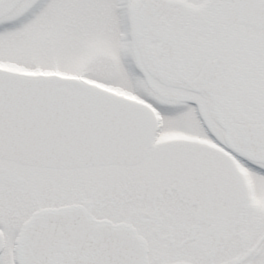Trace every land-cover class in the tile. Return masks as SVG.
Segmentation results:
<instances>
[{"label":"snow or ice","instance_id":"6c2138e0","mask_svg":"<svg viewBox=\"0 0 264 264\" xmlns=\"http://www.w3.org/2000/svg\"><path fill=\"white\" fill-rule=\"evenodd\" d=\"M0 264H264V0H0Z\"/></svg>","mask_w":264,"mask_h":264}]
</instances>
